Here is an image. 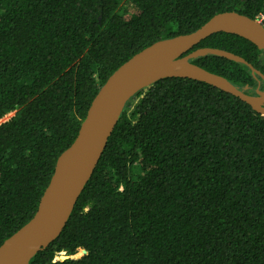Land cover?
<instances>
[{"label": "trees", "instance_id": "16d2710c", "mask_svg": "<svg viewBox=\"0 0 264 264\" xmlns=\"http://www.w3.org/2000/svg\"><path fill=\"white\" fill-rule=\"evenodd\" d=\"M228 10L264 23V0H0V119L14 112L0 122V245L36 212L110 74ZM201 47L264 75V50L241 35L215 32L190 51ZM191 61L264 90L244 62ZM29 264H264V114L190 77L139 90L60 235Z\"/></svg>", "mask_w": 264, "mask_h": 264}, {"label": "water", "instance_id": "95a60500", "mask_svg": "<svg viewBox=\"0 0 264 264\" xmlns=\"http://www.w3.org/2000/svg\"><path fill=\"white\" fill-rule=\"evenodd\" d=\"M219 31L241 35L264 50V23L235 10L214 14L194 31L159 39L123 62L100 86L72 143L58 156L54 172L32 218L0 245V264H29L31 258L54 241L91 177L126 103L141 89L169 76L190 77L210 83L248 103L264 114V90L248 92L225 76L191 61L203 54H216L246 63L253 73L264 75L245 58L215 47L192 49ZM86 253L85 249L77 258ZM60 259L69 255L61 253Z\"/></svg>", "mask_w": 264, "mask_h": 264}, {"label": "rangeland", "instance_id": "374dc122", "mask_svg": "<svg viewBox=\"0 0 264 264\" xmlns=\"http://www.w3.org/2000/svg\"><path fill=\"white\" fill-rule=\"evenodd\" d=\"M124 8H125V7H124ZM124 8H123V10H124ZM13 114H14V112H11V113L5 115L3 118L0 119V122L7 120V119H8L10 116H12ZM79 254H81V250L79 251Z\"/></svg>", "mask_w": 264, "mask_h": 264}]
</instances>
